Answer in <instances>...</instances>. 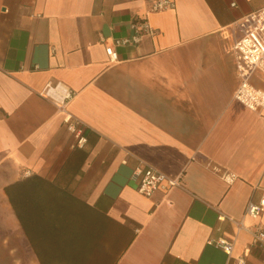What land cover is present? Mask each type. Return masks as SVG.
Masks as SVG:
<instances>
[{"label": "crops", "instance_id": "1", "mask_svg": "<svg viewBox=\"0 0 264 264\" xmlns=\"http://www.w3.org/2000/svg\"><path fill=\"white\" fill-rule=\"evenodd\" d=\"M152 1L0 0V264H264V209L244 215L264 193V110L233 98L231 50L264 0ZM134 21L154 34L110 61ZM56 83L83 146L40 94ZM139 164L181 185L144 196Z\"/></svg>", "mask_w": 264, "mask_h": 264}, {"label": "built area", "instance_id": "2", "mask_svg": "<svg viewBox=\"0 0 264 264\" xmlns=\"http://www.w3.org/2000/svg\"><path fill=\"white\" fill-rule=\"evenodd\" d=\"M172 0H153L149 9L153 12L163 11L173 8ZM133 33L129 36L111 38L110 42L105 43V52L109 60H117V46H126L139 42L143 35L154 34L153 29L146 21H134L130 23ZM105 42L106 38H102ZM232 56L237 78V85L233 91V98L245 106L247 109L260 113L264 110V89L255 86L252 78L259 74L264 79V7L258 13H250L242 17L239 25V36L234 40ZM41 96L51 99L56 107L63 112V121L69 132L77 138V145L83 146L86 141L83 135L84 123L78 118L72 117L66 111V104L72 98L73 92L56 83L48 84L41 92ZM221 177L230 183L235 179L234 174L223 172ZM131 179L136 184V190L147 197L152 196L158 191H166L173 186H180L178 178L166 176L158 169L145 164H139L133 168ZM264 209V193L257 201L249 199L244 207V215L253 219H258ZM252 235L251 247L264 246V228L257 225L249 228ZM215 245L230 255L233 248V241L219 239ZM236 264H245V259L241 256L236 257Z\"/></svg>", "mask_w": 264, "mask_h": 264}]
</instances>
